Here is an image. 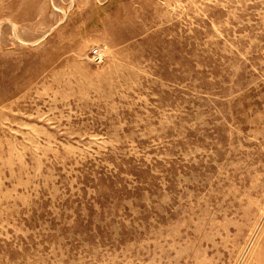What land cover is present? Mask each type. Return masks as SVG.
<instances>
[{
  "label": "rangeland",
  "instance_id": "374dc122",
  "mask_svg": "<svg viewBox=\"0 0 264 264\" xmlns=\"http://www.w3.org/2000/svg\"><path fill=\"white\" fill-rule=\"evenodd\" d=\"M0 264H264V0H0Z\"/></svg>",
  "mask_w": 264,
  "mask_h": 264
}]
</instances>
